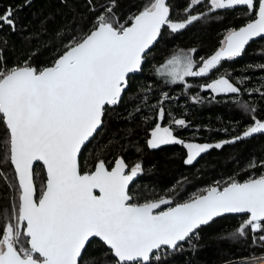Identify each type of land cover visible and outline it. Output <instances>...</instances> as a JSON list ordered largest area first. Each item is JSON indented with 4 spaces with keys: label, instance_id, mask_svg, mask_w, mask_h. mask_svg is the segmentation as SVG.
Here are the masks:
<instances>
[{
    "label": "snow or ice",
    "instance_id": "obj_1",
    "mask_svg": "<svg viewBox=\"0 0 264 264\" xmlns=\"http://www.w3.org/2000/svg\"><path fill=\"white\" fill-rule=\"evenodd\" d=\"M201 2L190 0L186 12ZM208 4L209 12L245 6L249 19L238 30H230L223 46L211 57L202 58L199 67L187 55L168 60L166 74L173 83L204 76L222 59L241 55L254 38H264V0H208ZM114 6L112 0V6L97 15L92 29L82 38L70 40L52 66L38 69L26 63L0 69V122L7 130L3 149L18 183L12 219L0 230V264H80L86 245L94 238L106 246L111 264H153L165 248L175 250L182 242H191L201 226L225 214H246L230 234L233 238L264 233V175L243 183L232 180L222 188L211 186L204 194L171 206L167 198L131 203L128 188L142 171L139 163L129 168L123 159H117L109 169L99 160L93 170L81 171L78 157L82 148L101 126L106 106L121 99L129 74L140 70L161 29L168 26L175 32L201 18L188 15L184 22H173L166 0H151L125 25L116 20ZM14 11L8 7L0 14V27L7 25L15 31ZM204 87L217 94L239 92L224 77ZM244 108L255 112L246 104ZM164 117L161 107L158 118ZM252 119V126L242 135L223 143L264 132V120ZM174 123L187 126L183 119ZM147 143L153 149L183 145L186 164L211 147H222V143L185 142L159 123ZM37 162L46 170L38 197L33 177ZM161 205L169 207L157 211ZM22 236L27 238V246ZM253 239L255 242L257 237ZM258 240L264 242V235Z\"/></svg>",
    "mask_w": 264,
    "mask_h": 264
},
{
    "label": "trees",
    "instance_id": "obj_2",
    "mask_svg": "<svg viewBox=\"0 0 264 264\" xmlns=\"http://www.w3.org/2000/svg\"><path fill=\"white\" fill-rule=\"evenodd\" d=\"M150 3L115 0L112 13L119 23L127 25L130 17ZM189 4L190 0L169 1L171 21L184 22L188 15L201 18L175 32L168 26L163 28L159 41L146 55L142 71L129 77L119 103L106 106L101 128L80 155L82 172L93 170L99 160L108 168L119 158L129 168L141 164L142 171L129 190L136 204L160 198H169L172 204L184 203L211 186L222 188L232 180L241 183L264 175V132L223 143L252 126L253 116L264 120V38L252 41L238 57L222 59L204 76L173 83L166 74L168 60L187 55L199 67L202 58L211 57L223 46L230 30L249 19L245 6L209 12L208 0H203L186 12ZM110 6L112 0H91V4L89 0H0V14L12 7L16 22L15 31L7 25L0 27V69L26 63L38 69L51 66L65 45L85 36L97 15ZM221 77L239 92L217 94L204 87ZM245 104L255 112L245 110ZM161 107L163 120L158 118ZM176 119L185 120L187 126L176 125ZM157 123L168 126L185 142L222 143V147H211L186 164L187 149L181 144L155 149L148 146ZM6 139L7 130L0 122V230L12 219L13 203H18L15 171L3 149ZM253 162L257 167H250ZM34 177L38 197L46 180L41 163L36 164ZM245 218L246 214L219 217L200 227L191 242H183L175 250L165 248L161 259L153 264H255L257 260L249 257L264 252V242L258 240L260 233L230 236ZM21 239L26 245L27 238ZM106 252V246L93 239L80 264H111Z\"/></svg>",
    "mask_w": 264,
    "mask_h": 264
},
{
    "label": "water",
    "instance_id": "obj_3",
    "mask_svg": "<svg viewBox=\"0 0 264 264\" xmlns=\"http://www.w3.org/2000/svg\"><path fill=\"white\" fill-rule=\"evenodd\" d=\"M169 1L170 0H166V3L168 4V6H169ZM236 7H239V6H236ZM169 8H170V6H169ZM232 9V8H231ZM170 16H171V11H170ZM165 27V26H164ZM163 27V28H164ZM163 28L161 29V33H162V30H163ZM236 30H238V29H236ZM160 36H161V34L159 35V37L157 38V40L154 42V44L151 46V48H150V50L157 44V42L159 41V39H160ZM261 37H257V38H254L253 40H251L246 46H245V48L252 42V41H255V40H257V39H260ZM244 48V49H245ZM150 50H148V52L150 51ZM147 52V53H148ZM145 60H146V56H145V58H144V61H143V63L145 62ZM143 63H142V65H141V68H140V70L139 71H137V72H135V73H130L129 74V77L131 76V75H133V74H139L141 71H142V66H143ZM52 66V65H51ZM49 67V66H48ZM129 77H128V80H127V87L125 88V90L122 92V94H121V99H122V97H123V95H124V92L126 91V89L128 88V86H129ZM120 99V100H121ZM120 100H119V102H120ZM118 102V103H119ZM102 122H103V117H102ZM101 126H102V124H101ZM101 126L98 128V130L101 128ZM97 130V131H98ZM95 135V134H94ZM88 143V142H87ZM86 143V144H87ZM84 148V147H83ZM83 148H82V150H83ZM82 152V151H81ZM81 155V154H80ZM80 155H79V157H78V160H79V165H80ZM119 159H122V158H119ZM37 163H41L42 164V162H37ZM36 163V164H37ZM36 164H34V167H33V177H34V170H35V166H36ZM43 165V164H42ZM13 166V165H12ZM107 166V165H106ZM114 166V165H113ZM13 168H14V166H13ZM110 169V168H109ZM46 171V170H45ZM141 172V171H140ZM140 172L137 174V176H135L134 178H133V180L129 183V188H128V191L130 190V187L132 186V184L138 179V177H139V175H140ZM247 181V180H246ZM245 182V181H244ZM34 183H35V177H34ZM241 183H243V182H241ZM36 185V184H35ZM204 194V193H203ZM36 195H37V188H36ZM129 195L131 196V194L129 193ZM132 197V196H131ZM167 199H169V198H167ZM157 200H159V199H157ZM155 201V200H154ZM131 203H133L132 202V200H131ZM175 204H172L171 206H174ZM169 207V205H161V209H158L157 211H160V210H166L167 208ZM227 215H244V214H225V215H223V216H227ZM223 216H221V217H223ZM217 218H219V217H217ZM217 218H215V219H217ZM214 219V220H215ZM213 220V221H214ZM211 223V222H210ZM206 226V225H205ZM201 227H203V226H201ZM94 239H98V238H94ZM93 240V239H92ZM183 243V242H182ZM88 245V244H87ZM87 245H86V247H87ZM171 250H173V249H171ZM84 253V252H83ZM83 253H82V255H83Z\"/></svg>",
    "mask_w": 264,
    "mask_h": 264
},
{
    "label": "built area",
    "instance_id": "obj_4",
    "mask_svg": "<svg viewBox=\"0 0 264 264\" xmlns=\"http://www.w3.org/2000/svg\"><path fill=\"white\" fill-rule=\"evenodd\" d=\"M260 235H264V233H260L259 236ZM249 259H256L257 262L255 264H264V252L261 254L251 256V257H249Z\"/></svg>",
    "mask_w": 264,
    "mask_h": 264
},
{
    "label": "rangeland",
    "instance_id": "obj_5",
    "mask_svg": "<svg viewBox=\"0 0 264 264\" xmlns=\"http://www.w3.org/2000/svg\"><path fill=\"white\" fill-rule=\"evenodd\" d=\"M222 47V46H221ZM220 79V78H219ZM161 127H168V126H161ZM169 128V127H168ZM153 131V130H152ZM174 135V134H173ZM151 138V137H150ZM188 143H198V142H194V141H190ZM198 144H207V143H198ZM197 158V157H196ZM27 246V245H26Z\"/></svg>",
    "mask_w": 264,
    "mask_h": 264
}]
</instances>
